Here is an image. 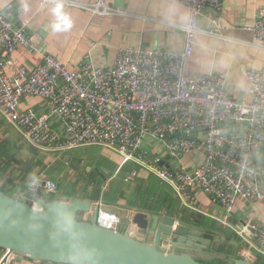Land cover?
Wrapping results in <instances>:
<instances>
[{
  "label": "built area",
  "instance_id": "1",
  "mask_svg": "<svg viewBox=\"0 0 264 264\" xmlns=\"http://www.w3.org/2000/svg\"><path fill=\"white\" fill-rule=\"evenodd\" d=\"M13 1L0 7V114L6 122L32 146L55 151L84 146L109 149L120 156L121 166L134 163L170 185L187 211L201 213L196 194L200 191L220 207L223 227L248 248L244 256L254 258L253 251L257 260H264V222L240 227L231 223L239 200H264V70L245 71L252 98L239 101L229 95L226 75L188 69L196 37L203 33L200 17L207 10L222 12L226 0H176L188 9L187 23L173 24L185 33L179 52L121 47L109 68L96 67L86 56L73 70L36 48L26 24L16 28L7 15ZM48 3L80 8L101 18L122 15L108 0L90 6L40 0L41 5ZM247 30L254 36L251 47L264 51V7ZM20 48L30 57L40 54L42 61L22 66L14 58ZM24 98L39 99L46 112L22 110ZM154 142L160 151L152 148ZM192 155L203 156L202 162L187 164L185 159ZM166 159L169 168L160 165ZM137 173L132 171L125 182L133 181ZM30 189L39 199L41 194H55L58 185L39 177ZM89 189L95 195L100 188ZM95 202L105 207L98 216L100 227L133 230L130 220L123 224L111 207L100 199ZM135 213L131 211L129 217ZM161 247L166 252L172 244L164 242Z\"/></svg>",
  "mask_w": 264,
  "mask_h": 264
},
{
  "label": "crops",
  "instance_id": "2",
  "mask_svg": "<svg viewBox=\"0 0 264 264\" xmlns=\"http://www.w3.org/2000/svg\"><path fill=\"white\" fill-rule=\"evenodd\" d=\"M64 1H75L79 5L90 6L98 0ZM108 3L111 8L118 9L122 15L101 18L83 9L64 4L41 5L40 0H14L12 10L15 16L11 11H8L7 15L10 19H14L16 28L26 24V33L30 38L39 37L38 49L41 52L53 55L71 70L77 69L86 56L96 67L109 68L114 64L118 49L121 47L171 52H179L184 48L185 33L182 28L173 26V24L185 25L188 21V9L183 3L176 0H108ZM6 4L7 0H0V7ZM262 7H264V0H226L222 12L205 11L199 19V27L203 33L196 37L194 53L188 62L189 71L195 74H207L213 71L222 73L227 76L228 93L231 97L239 101H251L252 97L244 74L250 68L264 70V51L251 47L254 36L247 27L255 23L256 12ZM14 58L26 67L42 61L40 54L30 57L23 48L18 49ZM21 109L32 110L38 114L46 112L45 105L37 98H24ZM51 124L55 125V120L52 119ZM3 140H12L20 149L19 170L8 178V183L1 181L2 186L7 190L15 187L18 200L22 199L36 178H45L58 185V191L55 194L50 197L43 195L44 198H56L50 201L74 198V194L82 196L81 199L95 201L96 195L102 203L113 207L112 209L119 215H127L128 218L129 213L137 209L155 214L159 212L163 217L183 220L202 227L206 231L214 232V234L207 232L198 234L212 244L219 239L217 241L221 248L231 254L238 251V248L231 244L233 241H238L242 245L240 239L224 240L219 233L220 227L219 230H215L194 223L193 214L183 212L184 209L172 187L161 180L159 181L163 185L158 184L159 194L157 195L156 189L153 198H148L149 193H142L143 190H139L141 189L139 186L146 187L150 178L154 176L148 171L139 170L133 182H125L126 176L134 171L136 165L127 163L121 166L122 159L116 153L113 161L119 165V169L112 173L106 182L96 185L100 189L93 195L89 189L91 185L86 183L84 187L88 186L89 190L82 189L78 172L72 169L63 158L61 159L64 154L80 147L69 151H55L41 146H32L15 128L9 126L0 114V141ZM152 146L154 150L160 151L159 143L154 142ZM202 158L203 156L192 155L187 157L185 162L194 165L197 160L202 162ZM29 160L34 162V166L29 172H23L21 166ZM167 163H164V166L168 165ZM92 170L94 171V168ZM85 178L88 179V173ZM76 183L79 190L74 189ZM105 185L104 190L102 187ZM148 187L149 184L144 190ZM196 194L199 198L200 214L220 224L219 220L223 216L220 207L212 204L210 199L200 191ZM38 198L47 202L42 197ZM122 220L123 224L128 225L127 220ZM261 222H264V200L251 202L239 200L236 203L232 216V223L235 226H245L247 223L254 225ZM172 249L166 252H171ZM4 255L5 252L0 250V261ZM8 264L43 263L19 258L17 261L10 259Z\"/></svg>",
  "mask_w": 264,
  "mask_h": 264
},
{
  "label": "water",
  "instance_id": "3",
  "mask_svg": "<svg viewBox=\"0 0 264 264\" xmlns=\"http://www.w3.org/2000/svg\"><path fill=\"white\" fill-rule=\"evenodd\" d=\"M31 38L38 48L39 37ZM62 158L74 170L84 163L77 156ZM33 166L29 160L21 170L29 172ZM94 171L104 182L112 174L104 167ZM101 209L105 207L93 199L74 197L45 202L33 198L31 189L18 200L0 187V249L6 251L0 264L20 257L52 264H258L253 251L254 258L244 256L248 248L238 241L231 243L238 248L231 254L222 250L219 239L212 244L198 234L214 232L144 210H135L131 218L120 215L133 225L130 232L102 228L98 225ZM164 242H171V252L161 247Z\"/></svg>",
  "mask_w": 264,
  "mask_h": 264
},
{
  "label": "trees",
  "instance_id": "4",
  "mask_svg": "<svg viewBox=\"0 0 264 264\" xmlns=\"http://www.w3.org/2000/svg\"><path fill=\"white\" fill-rule=\"evenodd\" d=\"M9 126H11V125H9ZM103 149H106V148H103ZM19 151H20V149L18 148L17 145H15L12 142V140L0 141V187L6 194H8L9 196H11L14 199H17V196H18L16 194L15 187H13L12 190H7L4 186H2L1 181L4 180L6 183H8L9 182L8 178L12 177L16 173L15 171L19 170V167H20L19 166L20 165L19 164L20 155L18 153ZM115 155L116 154L113 151L106 150L104 155L102 156L101 160L99 162H97L95 167H98V168L99 167L100 168L106 167L107 169H109L114 174L119 169V165L117 163H114V161H113V157ZM167 162L168 161L166 159L163 162V166H164V163H167ZM134 170L139 173V170H142V169H140V167H138L136 165ZM87 181H88L87 182L88 185H98L99 183L100 184L103 183L102 178H100L99 175L93 170L89 173ZM159 183L161 185H163V183H161L156 176L155 177L153 176V178H150V181L148 182V184H149L148 189L144 190L148 186V184H147L146 187H144L145 185L143 187L139 186L141 188L139 190H141V191L143 190L142 193H144V192L149 193L150 196L148 198H153V193L155 192L156 189H157V195L160 192L159 185H158ZM87 189H88V186L86 187V190ZM39 197L43 198V196H41V195ZM74 197L81 198L82 196H79L78 194H74ZM94 199L95 200L98 199V198H96V195H95ZM108 202L109 201L107 200V203ZM183 209H184V211H183L184 213H192L193 214L192 220L194 223H197L203 227H210V228H213L215 230H217L220 227L221 230H219V229L218 230H219V233L222 235L224 240H228V238H235L236 240L240 239L231 230L223 227V225L221 223L218 224L203 214L187 211L184 207H183ZM156 214H159V212H157ZM79 220H80V218H79ZM121 232L125 233L126 232L125 228L121 229ZM0 250L6 253L5 250H2V249H0ZM222 250L225 251L224 249H222ZM259 260L260 259H258V261Z\"/></svg>",
  "mask_w": 264,
  "mask_h": 264
},
{
  "label": "rangeland",
  "instance_id": "5",
  "mask_svg": "<svg viewBox=\"0 0 264 264\" xmlns=\"http://www.w3.org/2000/svg\"><path fill=\"white\" fill-rule=\"evenodd\" d=\"M106 150H109V149H103L102 147H98V146H89V147L86 146V147H82V148L80 147L78 149H75V150L70 151L67 154L63 155V156H66V155L77 156V157H81L84 159V164L81 165V167L76 170L78 172V175H79V181L82 184V189H86V187H84V183L86 184L88 181L85 178V175L88 173V176H89V173L91 172V171L88 172V169H90V167H91V169L95 168L97 162H99L101 160V158L104 155ZM62 157H61V159H62ZM133 181H131V182H133ZM131 182H129V183H131ZM74 189L79 190L77 183L75 184ZM41 196H43V195L41 194ZM44 199L47 201H50V200L56 199V198L51 197V198H44ZM81 219H84V217H82ZM232 225H234V224L232 223ZM42 263L47 264L46 262H42ZM258 264H264V260L260 259L258 261Z\"/></svg>",
  "mask_w": 264,
  "mask_h": 264
}]
</instances>
